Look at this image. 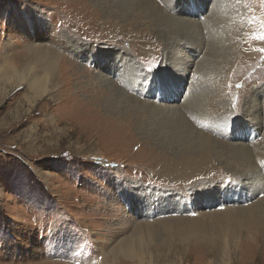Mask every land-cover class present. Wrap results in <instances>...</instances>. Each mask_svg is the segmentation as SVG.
Returning <instances> with one entry per match:
<instances>
[{
	"label": "rangeland",
	"instance_id": "rangeland-1",
	"mask_svg": "<svg viewBox=\"0 0 264 264\" xmlns=\"http://www.w3.org/2000/svg\"><path fill=\"white\" fill-rule=\"evenodd\" d=\"M141 2L0 0V264H264V2Z\"/></svg>",
	"mask_w": 264,
	"mask_h": 264
},
{
	"label": "bare ground",
	"instance_id": "bare-ground-1",
	"mask_svg": "<svg viewBox=\"0 0 264 264\" xmlns=\"http://www.w3.org/2000/svg\"><path fill=\"white\" fill-rule=\"evenodd\" d=\"M141 4H143L144 6H147L148 5L147 0H142ZM50 63L51 64L48 65L47 71L45 70V72H43V74L41 73L38 76H34V77H32L30 79V82H29L30 88H32V90H36L39 94H42L44 92V89H45V86H46V81H44V77L46 79V78L50 77L53 74L52 72H53V70L55 68L54 67V62H50ZM17 76H19V75H17ZM39 97L40 96H36V98H39ZM150 104H154V103H150ZM194 153H195V151H194ZM167 170L168 171L165 172V174L163 175L166 178H171V179H173V178H175V179L197 178V179H200V178H202V177H204L206 175L207 176L212 175L214 168L210 164V157L207 156V158L194 159L193 162H189L188 164L183 165L182 167H174V166L170 165L167 168ZM224 213H226L227 219L229 217H234V216H238L240 218V222L242 224L241 225L242 232L240 231L239 233H237V234H235L233 236L231 235V237H229L227 233L224 234L223 238L220 241L221 243L223 242V245H225L226 241L228 240V241H231V243L233 242L232 245H234L235 250H237V249L239 250V248L241 246L240 245L241 243H240V240L237 237V235H241L242 233H246V235H247L246 237H248V239H247L248 241H253V242L258 241L257 244L261 245V248L264 247V222H263L264 219H263V215L259 216V213L255 212L254 209H247V210H244V211L229 210L228 212H224ZM244 213L246 215H241V214H244ZM250 215L255 217V218H249ZM174 219H175V217H174ZM258 220H261V221L263 220V221L261 222V221H258ZM177 228H181V227L177 226ZM171 231L169 230V232H171ZM225 232H228V229H226ZM189 234H190V232H189ZM196 240H197V238L196 237L194 238V236H193V237L189 238L188 240L186 239V242H188V243L190 242L191 243L192 241L195 242ZM184 241L185 240H182L181 242H184ZM206 245H208V244H206ZM209 246H210V248H209L208 251L211 253L212 256H215L216 253H217L216 250H218L216 245H215V243L212 242L211 240H209ZM222 250L226 251V248L224 247V249H222ZM123 253L126 256H131L132 259L135 258V254H134L133 251L130 252L129 250H127L126 252H123Z\"/></svg>",
	"mask_w": 264,
	"mask_h": 264
},
{
	"label": "snow or ice",
	"instance_id": "snow-or-ice-1",
	"mask_svg": "<svg viewBox=\"0 0 264 264\" xmlns=\"http://www.w3.org/2000/svg\"><path fill=\"white\" fill-rule=\"evenodd\" d=\"M262 2H264V0H262ZM259 38H260L261 40H264V36H260ZM260 51H261V52H264V49H261Z\"/></svg>",
	"mask_w": 264,
	"mask_h": 264
},
{
	"label": "trees",
	"instance_id": "trees-1",
	"mask_svg": "<svg viewBox=\"0 0 264 264\" xmlns=\"http://www.w3.org/2000/svg\"><path fill=\"white\" fill-rule=\"evenodd\" d=\"M39 189H40V187H39ZM12 194V193H11ZM13 194H15V193H13Z\"/></svg>",
	"mask_w": 264,
	"mask_h": 264
}]
</instances>
